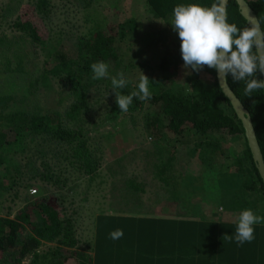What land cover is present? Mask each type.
I'll return each mask as SVG.
<instances>
[{"label":"trees","instance_id":"16d2710c","mask_svg":"<svg viewBox=\"0 0 264 264\" xmlns=\"http://www.w3.org/2000/svg\"><path fill=\"white\" fill-rule=\"evenodd\" d=\"M66 1H72L85 9L91 8L95 2V0ZM216 2L217 0H148V5L153 17L166 19L172 17L173 8L178 4L194 3L210 7ZM248 2L261 21L264 32V0H248ZM48 4L49 0H32V10L21 15L18 14L13 22V27L16 31L27 34L30 37V42L44 52L45 67L48 64L53 65L50 69L45 68V71L53 76L60 84L61 89L67 93L69 103L62 112L44 113L26 108L6 112L1 105L3 101H0V166L5 164L6 173L11 174V165L14 164L17 155H25L23 164L26 173H20V176H24V178L11 176L14 183L21 181L22 184L19 186L25 190L31 187L32 180L42 181L46 186L61 187V182H63V187L68 184L69 177L64 176L65 180H60L51 163L53 159H56V156H60L62 149L75 152L74 157L77 161L74 162L78 163L79 169L90 174L98 171L103 160L101 155L105 154V147L101 145L98 150L92 142L94 136H90V133L100 128L102 120L104 123H114L120 115L125 114L118 109L116 104L111 107L113 111L110 110L104 115L103 112H99L104 106L105 93L113 98H115V94L110 77L93 80L90 66L97 61L107 64L118 62L116 35L120 31L119 28L124 30L127 25L134 28V20L119 23V26H109L114 33H110L108 27L105 28L101 25H98L97 28H90L86 32L77 30L78 42L74 46L75 49L67 51L66 44L62 40L63 29L47 31L43 29V23L39 20L42 18L46 22L54 12V8L51 5L48 7ZM226 18L229 24H235L240 29L251 27L241 14L237 0H229ZM182 65L180 40L174 41L164 50L158 66L160 70L167 72L152 80V84L156 88L148 101H150L151 107L156 105L157 115H151L152 121L147 122L151 127L147 128L151 134L164 129L178 134L188 125L203 137L201 141L197 142L195 150L200 151L202 158L205 157L212 162L213 156L224 153L225 136L222 134V130H227L229 134L240 133L246 138L245 128L230 100L223 93L216 71L205 67L199 72H191L182 86L181 83L177 84L170 78L174 74L173 72ZM203 72L212 75L213 80L207 81L203 78ZM257 78L263 80V75L257 74ZM227 81L251 113L264 156V89L245 96L244 81H234L230 75H227ZM117 91L125 95L133 92L129 83ZM137 99L133 98L128 111L131 110L135 113L136 110L144 109L142 107L145 104L144 101L139 100L141 105H138ZM96 118H98L97 122ZM133 118L131 123L132 128L135 129L137 116L134 115ZM155 124L157 126H154ZM14 130L17 137L11 140L10 131ZM96 143L100 144V142ZM91 146H94L95 150L91 149ZM233 160L232 163L223 164V171L219 176L222 179H232L235 184L232 192L233 197H236L235 202L243 203L242 211L246 210L243 208L248 205L251 208L255 202L264 204L263 179L253 159L247 138L243 155L233 158ZM231 166H236V170L228 171ZM65 171L62 170L61 173H65ZM165 172L168 173L162 167V174ZM171 177L173 178L172 175L163 174L161 182H163L164 188H166L165 185L168 186L166 191L169 194L171 192L175 194V181ZM128 185L130 186L127 188L129 197H124V201H134V205L136 203L137 206H143L141 205L142 199L149 192L134 182ZM0 186L7 191L10 189V186L4 185L2 182H0ZM22 193L23 191L15 192L14 199L22 198ZM22 199L24 206L17 210L13 217L11 216L12 212H8L4 216L0 215V264H26V260L27 264H65L70 258L66 246L75 247L79 241L72 216L65 212V208L61 212L50 205L44 196L35 198L29 194ZM61 202L63 205L64 202ZM188 203L187 207H192L185 208L188 215L204 216L193 210L194 202L191 198ZM137 206L134 209L126 207L118 208V210L128 213L145 212L139 211ZM46 244L49 246L42 250V246ZM81 255L84 258L81 264H93L92 258L87 253Z\"/></svg>","mask_w":264,"mask_h":264},{"label":"rangeland","instance_id":"374dc122","mask_svg":"<svg viewBox=\"0 0 264 264\" xmlns=\"http://www.w3.org/2000/svg\"><path fill=\"white\" fill-rule=\"evenodd\" d=\"M31 2L32 0H0V101H3L1 105L6 112L20 108L44 113L62 112L69 103V98L57 80L45 71V68L50 69L53 65L48 64L45 67L44 52L30 42L27 34L16 31L13 27L18 14L32 10ZM50 5L54 12L46 22L42 18L39 20L43 23V29L47 31L63 29L62 40L67 51L75 49L74 46L78 42L77 30L86 32L90 28H97L98 25L109 28L134 20V28L129 25L124 30L119 28L115 43L119 58L117 63L108 64L109 77L122 71L130 89L137 91L142 71L149 78L148 86L150 92H153L156 86L152 84V80L167 72L158 67L164 50L174 41H179L178 35L169 25L172 17L166 19L153 17L148 0H95L93 6L86 9L66 0H49L48 7ZM110 33H114L112 29ZM187 71L190 70L180 66L170 78L183 86V82L190 75L186 74ZM202 77L207 81L213 80L212 75L208 73L203 72ZM108 95L105 93L104 106L99 110L103 115L110 110L113 111L111 107L116 104L115 98ZM139 100L138 98V105H141ZM144 103L142 106L144 109L141 111L125 112L114 123H104L102 120L100 128L90 133V136H94L92 142L98 150L101 145L105 147L98 171L90 174L79 169L78 163L74 162L77 161L74 157L75 152L71 150L62 149L59 154L61 157L53 153L56 159L51 163L57 176L60 180H65L64 176L69 177L68 184L64 187L63 182L60 187L46 186L42 181L32 180L31 187L25 190L19 186L22 184L21 181L14 183L11 176L23 179L24 176H20V173H26L23 164L25 155H17L14 164L11 165V174L6 173L5 164L1 165L0 182L10 186V189L7 191L0 186V215L12 212L13 217L15 212L24 206L22 198L29 194L35 198L46 197V201L61 212L65 208V212L74 220L79 240L75 247L66 246L70 258L65 264H81V261H84L81 254L89 255L90 252L94 218L102 212H119L118 208H136L137 204L134 205V201H124V197H129L127 188L132 182L149 192L142 196L143 206H137L139 211L147 212L150 208L153 209V202H158V205L163 203V208L158 210L166 211L169 209L168 202H176L178 207L169 211H172V214L187 215L185 208H192L187 207L191 198L194 202L193 210L204 216L216 214L218 211L220 214H226L227 211L240 213L243 203L235 202L236 197L234 198L232 193L235 184L232 179H222L219 174H222L223 164L232 163L233 158L243 155V150L240 148L238 150L235 143L236 152L232 151L229 145L224 147V153L213 156L211 162L205 157L202 158L200 151L195 150L197 142L203 137L188 125L178 134L167 129L158 131L156 129V132L151 134L147 128L151 125L147 122L152 121V114L157 115V107L156 105L151 107L148 100ZM134 115L137 116L135 129L131 123ZM95 121L97 122L98 118ZM10 132V139H15L16 131ZM222 134L225 136L224 146L226 136H232L227 130H222ZM91 149L95 150V147L91 146ZM162 167L168 172L163 174L173 176L171 178L175 181V194L172 192L169 194L166 191L168 186L164 184L166 187L164 188L161 182ZM236 168L231 166L228 171H235ZM62 170H66L65 173H61ZM17 191L20 193L23 191L22 198L14 199L13 194ZM61 201L64 202L63 205ZM249 207L248 205L243 209H251L254 212L264 210V204L261 202H255L251 208ZM154 211H157L156 207ZM255 214L262 217L260 213ZM47 246L49 245L46 244L41 249L44 250ZM25 262L27 264L28 261Z\"/></svg>","mask_w":264,"mask_h":264},{"label":"crops","instance_id":"0c3cea01","mask_svg":"<svg viewBox=\"0 0 264 264\" xmlns=\"http://www.w3.org/2000/svg\"><path fill=\"white\" fill-rule=\"evenodd\" d=\"M230 135L224 147L235 151L236 143L244 150V135ZM163 206L153 202L157 211L99 213L89 246L93 264H264V220L254 225V239L240 245L222 239L235 232L239 212L195 216L172 214L169 210L178 207L176 202H168L166 211L158 210ZM255 212L264 217V210ZM116 229H122L123 236L113 240L109 233Z\"/></svg>","mask_w":264,"mask_h":264},{"label":"clouds","instance_id":"9594fccd","mask_svg":"<svg viewBox=\"0 0 264 264\" xmlns=\"http://www.w3.org/2000/svg\"><path fill=\"white\" fill-rule=\"evenodd\" d=\"M180 40V55L183 69L199 72L205 67L216 73L230 75L234 81H244L245 96L257 90L264 89V80L257 78V74L264 75V40L259 39L256 27L238 28L227 22L224 8L220 0L210 7L199 4H178L173 8L172 19L169 23ZM93 80L109 78V65L103 61L91 64ZM115 103L122 112H127L133 98L141 101L151 99L149 78L141 71L137 91L122 94L117 89H123L128 84L124 72L111 76ZM264 220L253 210L241 211L235 219V232L222 239L235 241L243 245L254 239V225ZM123 230L116 229L109 233V238H122Z\"/></svg>","mask_w":264,"mask_h":264},{"label":"water","instance_id":"95a60500","mask_svg":"<svg viewBox=\"0 0 264 264\" xmlns=\"http://www.w3.org/2000/svg\"><path fill=\"white\" fill-rule=\"evenodd\" d=\"M228 2L229 0H220L221 6L225 10L226 17H227ZM237 2L239 4L241 14L247 19L248 24L251 27H256L260 33L258 38L264 40V32L261 21L254 12L253 8L250 6L248 0H237ZM217 78L223 93L228 97L238 118L243 123V126L245 128V136L247 138L249 147L251 149L253 159L256 162V166L264 183V156L258 141V137L251 113L242 103L240 98L235 94L233 89L230 87L227 81V75L217 74ZM263 80H264V75H263Z\"/></svg>","mask_w":264,"mask_h":264},{"label":"built area","instance_id":"2783aa9c","mask_svg":"<svg viewBox=\"0 0 264 264\" xmlns=\"http://www.w3.org/2000/svg\"><path fill=\"white\" fill-rule=\"evenodd\" d=\"M34 192H35V190H34Z\"/></svg>","mask_w":264,"mask_h":264}]
</instances>
